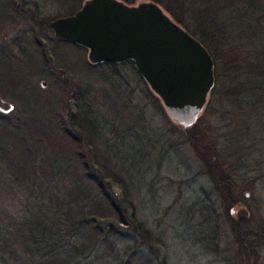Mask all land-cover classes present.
<instances>
[{
    "label": "rangeland",
    "instance_id": "rangeland-1",
    "mask_svg": "<svg viewBox=\"0 0 264 264\" xmlns=\"http://www.w3.org/2000/svg\"><path fill=\"white\" fill-rule=\"evenodd\" d=\"M85 1L0 0V53L11 59L4 66L0 65V77L6 74L10 80L1 78L0 97L22 112L25 109L23 97L10 98L15 96L14 83L30 89L32 102L48 110L42 112V121L55 117L69 128L72 113L80 119L84 116L101 133L93 145L100 153L98 162L103 163L102 159L109 154L105 151L112 150L116 151L118 164L125 165L113 168V162L110 164V171L126 182L125 186V182L115 180L112 192L135 206L137 218L150 230L151 246L145 245L134 234L132 225H121V231L127 234L120 245L123 251L119 260L107 257L105 263L119 264L127 259L124 250L135 243L131 240L135 236L136 244L141 245L145 259L151 260V264H264V244L258 251L261 263H241L235 257L230 258L232 254L227 251L234 249L229 245L233 241L230 232L217 238L218 251L212 246L218 235V228L213 227L215 221L221 229L228 215L231 220H236L246 212L252 215L253 220L249 221L252 229L261 230L264 226V115L246 128L235 123L230 115L232 112L240 115L242 110L238 107L248 108L255 104L249 100V94L244 99L226 93L233 85L222 77V70L218 84L214 73L215 87L208 109L198 128L189 134L169 117L160 98L145 84L132 64L92 65L88 51L85 53L71 42L58 41L60 39L49 24L69 17L73 11L77 13ZM133 1L141 0H123L126 4ZM161 1L163 7L175 5V0ZM221 2L228 4L229 0ZM232 8L228 7L225 15L219 14L218 20L222 25H230L227 28L231 33V39L219 42L222 50L229 47L228 42L236 41L238 34L232 31V23H237L230 19ZM42 20H49V23L41 25ZM246 21L256 29L259 27L255 17L251 16L250 20L246 17ZM194 22L193 17L185 21L197 37H203L202 31L198 30L200 26L193 25ZM210 39L207 40L211 45ZM213 47L211 45L212 51ZM226 60L221 58L219 68H223ZM42 82L47 83L46 88L42 87ZM10 114H5L10 116L6 119L0 118L1 122L15 120ZM240 120L243 122L246 118ZM82 129L84 137H93L87 128ZM199 136L208 138L201 143L203 147L214 143L220 149L235 152L239 173L234 185L241 188L242 204L226 207L215 191L199 155L204 149L194 147L192 142ZM82 151L87 152L85 144ZM7 197L3 194L4 199ZM15 202L18 203V199ZM9 206V201L3 200L0 211ZM211 213L220 219L209 217ZM143 262L144 255L140 264Z\"/></svg>",
    "mask_w": 264,
    "mask_h": 264
},
{
    "label": "trees",
    "instance_id": "trees-1",
    "mask_svg": "<svg viewBox=\"0 0 264 264\" xmlns=\"http://www.w3.org/2000/svg\"><path fill=\"white\" fill-rule=\"evenodd\" d=\"M152 1L163 7L161 0ZM174 4L165 5L163 9L212 55L217 84L223 70L222 77L229 79L233 85L226 93L244 99L249 94V100L254 101L255 105L252 103L248 108L238 107L242 110L240 115L230 114L241 127L249 126L254 119L264 115V0H229L228 4L220 3V0H175ZM232 6L236 9L232 8L230 19L239 24L232 23V31L238 34L236 41L228 42L229 47L222 50L219 42L230 38L231 33L227 28L230 25H222L218 20L219 14L225 15L228 7ZM73 12L69 16L76 13ZM251 16L259 24L257 29L246 21V17L250 20ZM188 17H193L196 22L193 25L200 26L198 30L202 31L203 37H197L196 32L186 25ZM48 23L49 20L40 21L41 25ZM245 23L247 26H244ZM208 38H211L214 51ZM75 46L87 52L85 48ZM222 57L227 59L226 64L219 68ZM9 61V56L0 53V65L4 66ZM129 63L135 67L133 62ZM3 75L1 81V78L10 81L6 74ZM240 78L243 81H239ZM12 84L15 96L10 98L23 97L25 109L19 112L15 108L10 114L15 120L11 122L2 123L0 120V203L8 200L10 204L9 209L0 211V264H106L107 257L119 260L123 251L120 245L127 236L121 231V225H132L134 234L145 245L151 246L150 230L137 218L135 206L112 192L115 180L125 181L110 171V164L113 162V168L125 165L118 164L116 151L112 150L105 151L110 157L107 153L103 163L98 162L100 153L95 147L93 149V145H96L101 133L96 127L93 128L84 116L80 119L73 113L69 128L55 117L42 121V112L47 113L48 110L32 102V91L26 86L20 88ZM203 114L192 128L184 130H196ZM7 117L10 116L0 113V118ZM243 117L246 120L242 122L240 119ZM82 128H87L93 137H84ZM204 139L208 138L199 136L192 142L194 147L204 149L199 151V155L205 164V174L212 180L226 207L242 204L241 188L234 185L239 173L235 152L220 149L214 143L203 147L201 143ZM84 144L87 152L82 151ZM3 194L8 197L4 199ZM17 199L18 203L15 202ZM242 214L244 216L236 220L226 216L222 219L221 229L215 221L213 227L218 228V235H215L216 242L212 246L218 251L220 243L217 238L230 232L233 241L229 245L234 247L227 251L232 254L230 258L239 259L241 263H261L258 251L264 244V226L261 230L252 229L249 224L253 220L252 215ZM209 217L220 219L212 213ZM135 238L131 239L135 243L124 250L127 259L119 264H140L143 255V264H151V260L145 259L146 255Z\"/></svg>",
    "mask_w": 264,
    "mask_h": 264
},
{
    "label": "water",
    "instance_id": "water-1",
    "mask_svg": "<svg viewBox=\"0 0 264 264\" xmlns=\"http://www.w3.org/2000/svg\"><path fill=\"white\" fill-rule=\"evenodd\" d=\"M49 27L58 39L85 48L92 65L133 62L175 123L192 128L203 114L215 87L214 60L158 4L86 0L75 15ZM14 110L0 97L2 114Z\"/></svg>",
    "mask_w": 264,
    "mask_h": 264
}]
</instances>
